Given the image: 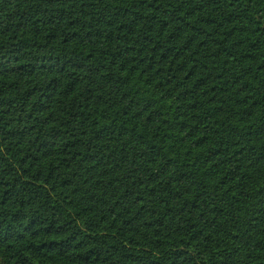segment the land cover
<instances>
[{
    "label": "trees",
    "instance_id": "trees-1",
    "mask_svg": "<svg viewBox=\"0 0 264 264\" xmlns=\"http://www.w3.org/2000/svg\"><path fill=\"white\" fill-rule=\"evenodd\" d=\"M0 264H264V0H0Z\"/></svg>",
    "mask_w": 264,
    "mask_h": 264
}]
</instances>
